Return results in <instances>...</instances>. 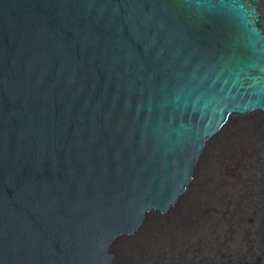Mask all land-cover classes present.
Returning <instances> with one entry per match:
<instances>
[{"label": "water", "instance_id": "water-1", "mask_svg": "<svg viewBox=\"0 0 264 264\" xmlns=\"http://www.w3.org/2000/svg\"><path fill=\"white\" fill-rule=\"evenodd\" d=\"M258 0H0V264H111L231 112L264 110Z\"/></svg>", "mask_w": 264, "mask_h": 264}, {"label": "bare ground", "instance_id": "bare-ground-1", "mask_svg": "<svg viewBox=\"0 0 264 264\" xmlns=\"http://www.w3.org/2000/svg\"><path fill=\"white\" fill-rule=\"evenodd\" d=\"M263 1L258 0L256 6V11L259 13L256 23L264 31L260 9ZM258 122L264 126V110L257 109L246 114L229 113L219 129L211 136L208 149L199 154L190 175L191 181L186 185L183 193L178 194L176 203L170 204L166 213L156 208L146 211L145 219L137 230L132 234L117 236L108 246V254L114 256L110 263L123 264L121 259L124 260L125 252L132 248V255L127 259L130 264H152L149 262L152 260H155L154 264H164L158 252L172 253L185 239H193L192 244L199 239L209 244V247L215 248L225 242L236 241L241 251L252 241L247 235L253 234L257 242L262 243L261 247L264 249V201L255 219H247L241 207L237 213L227 205L220 213L215 209L222 194L233 193L230 184L224 187L225 184L220 179L219 181L217 178L214 179L215 150L226 136L230 137L232 132L242 131L241 139L244 144L246 141L250 143L251 138L257 139L258 135L260 136V130L256 127L259 125L256 124ZM246 199L247 202H252L251 199ZM248 230L251 234H248ZM216 231L218 233H215ZM241 234L245 236H240ZM144 251L148 255L144 256L142 253Z\"/></svg>", "mask_w": 264, "mask_h": 264}, {"label": "rangeland", "instance_id": "rangeland-1", "mask_svg": "<svg viewBox=\"0 0 264 264\" xmlns=\"http://www.w3.org/2000/svg\"><path fill=\"white\" fill-rule=\"evenodd\" d=\"M260 9L264 23V1L260 4ZM256 124H259L256 127L260 130V136L258 135L257 139L251 138L250 143L246 141L244 144L241 139L242 131L232 132L230 137L226 136L215 150L214 179L217 178L218 181L220 179L225 184L224 187L230 184L233 189L232 194H222L215 208L218 213L226 205L228 208H233L235 213L239 212V207H241L247 219H255L262 208L264 201V126L259 122ZM246 198L251 199L252 202H247ZM249 233L251 234L250 230H248ZM240 236H245V234ZM247 237H251L252 241L241 251L236 241L221 242L223 244L215 248L209 247V244L199 239L195 244H192L193 239H185L182 245L174 249L172 253L158 252V255L163 258L162 263L164 264H264L262 243H258L253 234ZM131 251L133 252L132 248L125 252L124 260L121 259L123 264H130L127 259L132 255ZM142 253L144 256L148 255L146 251ZM154 261L149 262L154 264Z\"/></svg>", "mask_w": 264, "mask_h": 264}]
</instances>
